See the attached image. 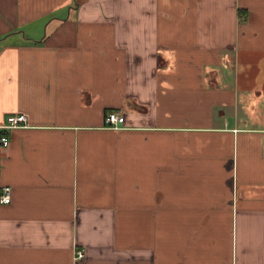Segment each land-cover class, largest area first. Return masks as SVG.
<instances>
[{
  "label": "crops",
  "instance_id": "1",
  "mask_svg": "<svg viewBox=\"0 0 264 264\" xmlns=\"http://www.w3.org/2000/svg\"><path fill=\"white\" fill-rule=\"evenodd\" d=\"M0 134V264H264V0H0Z\"/></svg>",
  "mask_w": 264,
  "mask_h": 264
},
{
  "label": "built area",
  "instance_id": "2",
  "mask_svg": "<svg viewBox=\"0 0 264 264\" xmlns=\"http://www.w3.org/2000/svg\"><path fill=\"white\" fill-rule=\"evenodd\" d=\"M126 121V116L118 111H112L108 113L106 117V125L110 128H120L124 125ZM27 116L25 114H10L7 117L6 124L1 128H16L26 125ZM0 143L4 146L9 144V139L7 136L0 134ZM12 200V188L11 186H4L0 191V203L7 204ZM85 256L83 249L76 250V259H82Z\"/></svg>",
  "mask_w": 264,
  "mask_h": 264
},
{
  "label": "trees",
  "instance_id": "3",
  "mask_svg": "<svg viewBox=\"0 0 264 264\" xmlns=\"http://www.w3.org/2000/svg\"><path fill=\"white\" fill-rule=\"evenodd\" d=\"M239 12H240V14H241V15H243V14H244V15L246 16V11H245V10H243V9H240V10H239ZM105 119H106V117H105Z\"/></svg>",
  "mask_w": 264,
  "mask_h": 264
},
{
  "label": "rangeland",
  "instance_id": "4",
  "mask_svg": "<svg viewBox=\"0 0 264 264\" xmlns=\"http://www.w3.org/2000/svg\"><path fill=\"white\" fill-rule=\"evenodd\" d=\"M245 10V9H244ZM245 11H247V10H245ZM241 16H244V14L243 15H241Z\"/></svg>",
  "mask_w": 264,
  "mask_h": 264
}]
</instances>
